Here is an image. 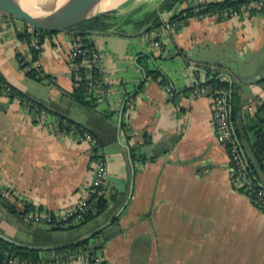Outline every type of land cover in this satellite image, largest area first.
Instances as JSON below:
<instances>
[{"label": "crops", "instance_id": "obj_1", "mask_svg": "<svg viewBox=\"0 0 264 264\" xmlns=\"http://www.w3.org/2000/svg\"><path fill=\"white\" fill-rule=\"evenodd\" d=\"M159 2L142 4L148 9ZM185 3L164 14L156 31L90 36L106 86L94 109L68 95L71 73L80 67L75 63L74 68L69 58L72 34L43 36L37 62L53 79L33 80L24 68L33 52L17 36L26 23L0 15V78L47 110H31L29 102L10 98L7 88L0 90V194L7 192L17 211L25 204L41 216L73 209L87 196L92 148L62 137L58 119L63 117L102 143L99 154L107 175L100 196L108 202L106 212L79 228L52 232L48 223L9 213L0 196L1 235L22 245L61 246L108 223L128 199L126 145L141 158L133 162L130 199L99 236L103 262L264 264V213L230 178L226 151L215 139L211 101L192 92L208 79L204 67L219 66L220 75L237 87L239 129L254 123L264 101V12L188 19L172 27L171 17ZM130 5L121 14L138 8ZM123 103L121 145L117 124ZM240 148L251 161L246 141ZM259 181L264 187V177ZM72 264L87 263L77 259Z\"/></svg>", "mask_w": 264, "mask_h": 264}, {"label": "trees", "instance_id": "obj_2", "mask_svg": "<svg viewBox=\"0 0 264 264\" xmlns=\"http://www.w3.org/2000/svg\"><path fill=\"white\" fill-rule=\"evenodd\" d=\"M159 1L160 2L158 4V7L154 10L146 11L147 6L142 5L129 13L121 14L119 12V9L118 11H115L103 18L80 23L74 27L68 28L65 31L71 33L73 36V42L78 44L82 51H85L84 56L77 57L73 61L74 63L80 64L78 70L72 71L71 73L73 89L70 93H68V95L73 102L81 106L94 109L96 107V102L100 98H102L101 91L103 93L104 90H106V86L102 82L100 70L96 69L93 63H91L90 53L94 52V50L92 49L93 43L91 42L90 36L95 33L104 34L108 32H116L122 35H137L140 33H150L152 31H156L163 25V15L168 12L174 11L178 5L187 0ZM252 1L262 0H197V2L189 4L185 8L177 11V13H175L171 17L169 23L173 24L187 22V20L191 17L196 19H204L205 17H211L214 15L218 16L217 20L227 19L230 17L231 13L235 11L240 13V8L243 6H247ZM130 2L125 4L122 8L126 7ZM254 12L255 11H251L250 14H253ZM27 29L28 28L26 24L25 30L17 33L18 38L25 41L27 45L30 44L34 35H37L39 43L42 44L41 42L43 36L56 34V32H47L33 28L31 26V32H28ZM36 60L37 55L33 53L32 62L25 64L24 68H26V66H31V64H33ZM83 63H85V65ZM204 68L205 72L207 73L208 79L204 84L201 85L209 87L212 91L222 90L227 92V98L230 104V119L232 127L234 128L236 139L240 145L242 144L243 140L248 144L252 154V160L248 161V167L253 177L257 180V182H260V177H264V101L257 108L254 123L245 124L242 129H239L237 125V112L239 110L240 98L237 93L236 85L230 84L227 78L220 75L219 70L221 67L217 66L216 68ZM26 75L30 79L37 81L53 79L49 75L44 74L40 70V67L31 68L30 70L26 71ZM3 87L5 89H8L10 98L18 97L22 101L29 102L31 104V110L39 108L41 110L47 111L41 104L24 96L13 87L7 85V83L0 78V90H2ZM58 120L59 127L62 130H68V126L72 125L79 130L80 134H83L84 132L88 133L96 141L95 146L91 150L92 159L94 161L102 160L99 154L102 143L95 135H93L87 128L73 123L66 118L59 117ZM121 126L123 130L122 123ZM129 151L132 163L138 160V158H141L140 156H136L135 148L129 146ZM240 190L241 192H243V189ZM245 195L247 194L245 193ZM95 199L96 206L94 208V211L85 215L78 224L73 225L71 222H69L68 224L63 225H52L50 231L57 232L64 230H74L91 221L92 219L101 216L104 212H106L108 208V202L101 196L96 197ZM250 201L252 202V199ZM2 205L7 209L9 213L16 215L21 220H25L24 216L26 214H29L31 211L34 212V210L30 206L25 204H23L24 206L22 211H17L13 204L9 205L5 202H2ZM100 235L101 233L95 235L90 240L77 245H71L62 249L43 252L16 247L0 239V258L4 259L6 257H18L33 262L50 263H53L55 260L60 259L65 261L66 264L68 261H70V263L72 264L73 261L79 259L80 257H85V261L87 264H93V259L96 256L101 257L99 253L102 247V242L99 241ZM101 264L106 263L102 261Z\"/></svg>", "mask_w": 264, "mask_h": 264}, {"label": "built area", "instance_id": "obj_3", "mask_svg": "<svg viewBox=\"0 0 264 264\" xmlns=\"http://www.w3.org/2000/svg\"><path fill=\"white\" fill-rule=\"evenodd\" d=\"M250 13L251 11L264 12V1H255L251 2L247 6L240 8V11ZM237 11L232 13V16L237 15ZM212 18L217 19L218 16H211ZM209 18V17H205ZM204 18V19H205ZM190 19V18H189ZM196 19V18H192ZM184 23V22H181ZM179 23L171 24L172 27H176ZM28 48L35 55L40 54L41 44L37 35L32 37ZM85 55V51L80 49V46L73 43L70 52L69 58L73 62L77 57ZM91 63L100 70V58L96 52L90 53ZM74 63V62H73ZM34 67H39L37 60L33 63ZM74 68H77L76 64H73ZM76 66V67H75ZM33 67H27V70H30ZM166 91H170L169 88L165 87ZM8 91V89H7ZM194 97H206L211 101L212 107V124L214 128L215 139L217 143L226 151L228 157V169L229 175L232 181L236 182L239 185L240 189H243V193L247 194L252 199V203L257 209L264 213V187L261 186L259 182L253 177L248 163L242 153L240 145L237 139L234 136L232 131V123L230 119V104L228 102V94L222 90L212 91L209 87L205 85L198 86L193 89ZM27 106V105H26ZM42 115L45 116V113L42 111ZM62 137H71L76 141L88 142L93 148L96 144V141L86 132L83 134L79 133V130L75 126H68V130H63ZM92 177L90 182L87 185L86 194L87 196L80 200L77 205L70 210L63 211L62 213L54 215L41 216L39 213H29L24 216L25 221L30 223H39L43 221L50 225H63L71 222L73 225H76L80 220L90 212L94 211L96 206V197H100V189L104 183V180L107 175L106 165L102 160H97L93 162L92 166ZM259 187V189H258ZM3 201L9 204L11 197L7 192L0 194ZM23 204H20L21 211L23 210ZM80 260L85 261V257H80ZM102 259L99 256H96L93 259V264H101ZM0 264H66L65 261L57 259L53 263L50 262H33L21 258H0ZM67 264H71L70 261Z\"/></svg>", "mask_w": 264, "mask_h": 264}, {"label": "water", "instance_id": "obj_4", "mask_svg": "<svg viewBox=\"0 0 264 264\" xmlns=\"http://www.w3.org/2000/svg\"><path fill=\"white\" fill-rule=\"evenodd\" d=\"M101 1L102 0H0V15L13 17L39 30L59 33L65 32L68 28L74 27L80 23L98 18H103L115 11H118L125 4L132 0H106V7L102 6V3H100ZM63 19H69L70 21L67 23H62ZM230 84H232L231 81ZM123 107L124 103L120 109L119 120L117 124V139L119 143L121 115L123 112ZM232 131L236 138L233 127ZM122 146L127 150L128 154V159L131 168V185L126 203L119 209V211L113 216V218L108 223L102 225L97 230L93 231L92 233L86 235L85 237L74 243L61 246L22 245L8 239L7 237L1 234L0 239L16 247L43 252L62 249L71 245H77L86 242L95 235L100 234L104 230L110 228V225L120 215V213L126 206L128 200L130 199L133 189L134 166L131 160L129 148L126 145Z\"/></svg>", "mask_w": 264, "mask_h": 264}, {"label": "rangeland", "instance_id": "obj_5", "mask_svg": "<svg viewBox=\"0 0 264 264\" xmlns=\"http://www.w3.org/2000/svg\"><path fill=\"white\" fill-rule=\"evenodd\" d=\"M153 0H132L130 3H129V5H130V7H133V6H135L136 4V7H140V6H142L143 4V2H152ZM189 0H187V1H184V2H186L184 5H185V7L187 6V5H189V4H193V3H195V2H197V0H194L193 2L191 1V2H188ZM252 2H255V1H252ZM142 4V5H141ZM144 5H146V4H144ZM157 4L156 3H153V5L152 6H150L146 11H149V10H154V9H156V7H158V6H156ZM127 8V11H129L128 10V8H129V6H127L126 7ZM125 10V9H124ZM124 10H119V11H121L120 13H123L122 11H124ZM243 10V9H242ZM244 11V10H243ZM256 12V11H255ZM254 12V13H255ZM240 14H250V13H248V12H246V11H244V13L243 12H241L240 11V13H237V15H235V16H232V13H231V15H230V17H237L238 15H240ZM215 16V15H214ZM229 17V18H230ZM193 17H191L190 19H192ZM189 19V20H190ZM218 19V18H217ZM100 73L102 74V70H101V68H100ZM2 200H3V198H2Z\"/></svg>", "mask_w": 264, "mask_h": 264}, {"label": "bare ground", "instance_id": "obj_6", "mask_svg": "<svg viewBox=\"0 0 264 264\" xmlns=\"http://www.w3.org/2000/svg\"><path fill=\"white\" fill-rule=\"evenodd\" d=\"M100 3H102V6L103 7H106L107 5H106V0H102ZM41 13V12H40ZM37 14V13H36ZM70 20L69 19H63V22L62 23H67V22H69Z\"/></svg>", "mask_w": 264, "mask_h": 264}]
</instances>
